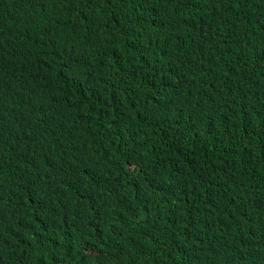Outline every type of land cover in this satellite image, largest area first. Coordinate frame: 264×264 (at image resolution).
I'll use <instances>...</instances> for the list:
<instances>
[{"label": "trees", "instance_id": "trees-1", "mask_svg": "<svg viewBox=\"0 0 264 264\" xmlns=\"http://www.w3.org/2000/svg\"><path fill=\"white\" fill-rule=\"evenodd\" d=\"M0 264H264V0H0Z\"/></svg>", "mask_w": 264, "mask_h": 264}, {"label": "rangeland", "instance_id": "rangeland-1", "mask_svg": "<svg viewBox=\"0 0 264 264\" xmlns=\"http://www.w3.org/2000/svg\"><path fill=\"white\" fill-rule=\"evenodd\" d=\"M196 84L194 85H187L185 82H184V78L181 76L177 79V81L171 85H169L168 89H169V95H173L175 93H178L184 89H187L189 87H193L195 86ZM213 87V86H211ZM248 98L250 99V101L252 102V94H249ZM222 101V100H221Z\"/></svg>", "mask_w": 264, "mask_h": 264}, {"label": "clouds", "instance_id": "clouds-1", "mask_svg": "<svg viewBox=\"0 0 264 264\" xmlns=\"http://www.w3.org/2000/svg\"><path fill=\"white\" fill-rule=\"evenodd\" d=\"M248 96H249V94H248ZM248 96H247V97H248Z\"/></svg>", "mask_w": 264, "mask_h": 264}]
</instances>
